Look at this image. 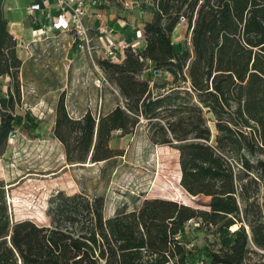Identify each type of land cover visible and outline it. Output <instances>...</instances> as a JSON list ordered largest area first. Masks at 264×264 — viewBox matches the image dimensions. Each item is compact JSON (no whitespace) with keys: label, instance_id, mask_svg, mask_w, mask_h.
Returning a JSON list of instances; mask_svg holds the SVG:
<instances>
[{"label":"trees","instance_id":"16d2710c","mask_svg":"<svg viewBox=\"0 0 264 264\" xmlns=\"http://www.w3.org/2000/svg\"><path fill=\"white\" fill-rule=\"evenodd\" d=\"M6 1L0 0V78L12 84L0 94V159L16 130H44L30 112L17 109L22 61L8 29ZM153 4L143 48L126 49L120 63L98 61L125 108L76 119L62 97L53 136L69 162L99 163L115 156V134H132L145 119L154 128L153 143L178 150L181 186L192 196L210 198L207 209L153 198L105 218L102 197L59 193L49 225L13 222L0 181V264H248L250 255L258 254L252 246L264 251V203L259 190L250 189L264 179V159L258 157L264 155V0ZM181 17L187 19L190 46L178 50L172 38ZM148 64L170 77L153 85L146 77ZM210 123L217 131L214 143ZM253 172L258 176L251 178ZM190 220L206 231L215 229L219 250L187 248L181 230ZM235 227L238 233L231 231Z\"/></svg>","mask_w":264,"mask_h":264},{"label":"rangeland","instance_id":"374dc122","mask_svg":"<svg viewBox=\"0 0 264 264\" xmlns=\"http://www.w3.org/2000/svg\"><path fill=\"white\" fill-rule=\"evenodd\" d=\"M146 1L139 0V3L146 6ZM19 20L23 26L17 32L15 21L8 18V29L16 32L18 57L22 61L18 74L21 101L17 109L22 113L30 112L44 130L33 134L16 130L6 154L0 159V181L5 186L11 221L31 220L38 225H49V210L59 193L102 197L105 218L122 211H134L144 200L153 198L207 209L205 205L210 198L192 196L181 186L178 150L153 143L150 135L154 128L145 119H140L132 134L120 138L117 134L113 136L111 146L115 156L112 159L99 163L90 159L86 163L67 160L65 147L52 131L59 100L64 98L68 113L76 119L86 112L98 117L118 105L125 108V100L109 82L98 61L94 66L67 40L68 37L49 34L45 38L34 34L25 11ZM186 27L179 26L173 34V42L180 49L190 46ZM146 77L160 86L170 75L159 74L154 69L148 71ZM139 79L142 80L141 76ZM11 84L10 78H0V94H5ZM210 127L214 143L217 131L213 123ZM258 157L264 159L262 154ZM251 175V178L258 176L256 172ZM256 188L258 201L263 204L264 179L258 185H250L251 191ZM237 229L231 228V231L238 233ZM214 230L211 227L206 231L198 227L196 220H190L181 230L182 241L188 249L208 247L217 251L220 244ZM252 250L258 254L250 255L248 264H264V251L253 246Z\"/></svg>","mask_w":264,"mask_h":264},{"label":"built area","instance_id":"2783aa9c","mask_svg":"<svg viewBox=\"0 0 264 264\" xmlns=\"http://www.w3.org/2000/svg\"><path fill=\"white\" fill-rule=\"evenodd\" d=\"M114 1L117 0H31L25 12L32 22L34 34L45 38L49 34L52 37H68L67 40L73 43L76 50L96 66V61L100 60L120 63L124 60L126 49L131 48L137 53L145 44L143 25L129 24L125 19L118 20L121 29H130L134 35L130 40L124 38L115 27L105 25L104 20H108L109 11L100 9L113 6ZM133 4L141 8V14L148 7L154 9L153 0H147L146 6H141L139 0ZM97 21H100L99 25ZM182 25H187L185 17L180 18L178 27ZM150 66L147 65L146 72L154 70Z\"/></svg>","mask_w":264,"mask_h":264},{"label":"crops","instance_id":"0c3cea01","mask_svg":"<svg viewBox=\"0 0 264 264\" xmlns=\"http://www.w3.org/2000/svg\"><path fill=\"white\" fill-rule=\"evenodd\" d=\"M135 1L136 0H117L114 1L113 6L102 7L100 9L101 11H109L108 20H104L105 25L115 27L120 31L124 38L128 40L132 39L134 35L130 32V29L123 30L120 28V26L118 25L119 19H125V21H127L129 24L144 26L146 22L151 21L153 18V10L150 9V7H148V9L143 14H141V8L133 4ZM30 3L31 0H7L5 3V14L7 18L15 21L17 32L23 26V23L21 20H19V18L21 15H23V11H26V8ZM96 24L99 25L100 21H97ZM177 29L178 27L176 28L174 33H176ZM11 34H13L15 38H17L16 32ZM178 50L181 49L178 48Z\"/></svg>","mask_w":264,"mask_h":264},{"label":"water","instance_id":"95a60500","mask_svg":"<svg viewBox=\"0 0 264 264\" xmlns=\"http://www.w3.org/2000/svg\"><path fill=\"white\" fill-rule=\"evenodd\" d=\"M14 134H15V132H13V133L11 134V137H12Z\"/></svg>","mask_w":264,"mask_h":264}]
</instances>
